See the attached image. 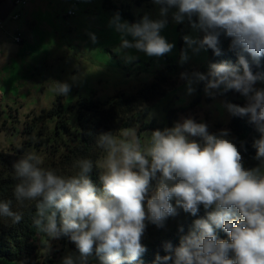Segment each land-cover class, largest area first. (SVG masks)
Masks as SVG:
<instances>
[{"label":"clouds","instance_id":"obj_1","mask_svg":"<svg viewBox=\"0 0 264 264\" xmlns=\"http://www.w3.org/2000/svg\"><path fill=\"white\" fill-rule=\"evenodd\" d=\"M153 2L160 6L159 19L145 15L129 23L114 14L109 23L120 34L116 50L129 61L136 59L127 51L131 49L149 57L170 53L174 44L161 31L171 9L175 23L187 20L194 31L203 33L202 38L183 36L182 63L189 59V49L193 53L211 49L221 55V35L231 38L236 64L212 63L207 74L185 72L181 78L190 93L194 84L204 82L207 95L235 90L246 98L244 106L230 102L223 106L231 116L248 117L260 134L252 145L259 166H244L229 130L210 133L206 123L186 118L152 131L147 139L135 129L102 132L96 137L102 155L96 161L77 159L73 174L44 167L39 154L28 152L13 165L19 181L14 197L20 203L35 202L33 223L39 232L51 238L67 236L75 244L79 256H66L62 264H88L94 248L100 264H134L147 251L142 244L146 220L163 227L178 208L196 216L201 206L208 210L206 216L194 220L179 246L166 243L167 254L157 255V261L264 264V88L256 87L264 76L252 71V64L264 57V0ZM53 82L52 91L67 97L70 84ZM93 169L99 173V186L91 179ZM0 217L16 224L23 214L13 211L10 200L0 201ZM217 230L228 238H219Z\"/></svg>","mask_w":264,"mask_h":264},{"label":"rangeland","instance_id":"obj_2","mask_svg":"<svg viewBox=\"0 0 264 264\" xmlns=\"http://www.w3.org/2000/svg\"><path fill=\"white\" fill-rule=\"evenodd\" d=\"M109 1L128 9L138 22L145 15L153 20L160 18V6L153 0H144L139 4L137 0ZM42 3L44 9L35 10L37 17L33 26L22 29L25 52L16 55L17 48H14L12 66L5 74L0 73V152L22 148L25 153L39 154L44 166H49L57 160L58 153L55 151L64 149V143L69 140L65 134H55V119L45 117V112L55 103L60 102L68 108L84 99L104 101L117 93L130 96L155 81L161 71L167 78L162 86L163 94L158 95L153 103L145 104V115L142 114L139 121L128 128L135 129L137 134L143 122L155 123L163 130L186 118L206 123L210 133L229 130L232 116L223 103L228 102L230 97L246 102L245 97L232 90L214 97L207 95L204 82L194 84L195 91H188L181 73L207 74L209 56L207 50L193 53L189 49V59L181 62V51L186 48L183 36L202 38L203 33L194 31L187 20L175 23L172 20L175 9L169 11L167 26L161 31V35L174 44L172 51L162 57H149L131 49L127 51L136 59L129 61L124 52L116 50L120 34L109 23L116 13L104 7V0H79L78 3L75 0H44ZM68 11L74 14L68 15ZM53 81L70 84L67 97H59L52 91ZM256 87L264 88V80L259 81ZM67 127L71 131L77 129L74 110L67 109ZM118 130L122 131L116 128L112 132ZM152 131L154 129L143 130L140 137L147 139ZM192 139L202 142L200 137ZM39 142L45 144L37 145ZM259 164L260 161L252 168ZM144 203L146 208V201ZM172 203L175 206V200ZM183 213L178 208L177 215L168 217L163 227H174ZM145 223L142 239L149 238V230L158 228L150 221ZM41 241L42 255L60 251L52 264H62L63 258L69 255L79 256L78 249L71 247L70 243H74L68 239L51 238L44 234ZM0 264L20 263L0 257ZM88 264H100L93 252Z\"/></svg>","mask_w":264,"mask_h":264},{"label":"trees","instance_id":"obj_3","mask_svg":"<svg viewBox=\"0 0 264 264\" xmlns=\"http://www.w3.org/2000/svg\"><path fill=\"white\" fill-rule=\"evenodd\" d=\"M142 1L144 0H137L136 3L139 4ZM104 7L119 13L120 17L133 23L138 22L128 9L115 5L112 1L104 0ZM220 41L221 55L217 56L211 49L207 50L209 64L221 62L236 64L238 62L237 53L230 50L229 47L231 38L221 35ZM182 44L183 40L180 38V45L182 46ZM252 71L254 74L264 76V57L260 58L259 64H252ZM166 79L165 72L161 71L155 81L130 96L117 93L112 98L104 101L84 99L68 108H65L60 102L55 103L52 108L45 112V117L55 119V134H65L69 137V140L64 143V149L60 152L55 149V152L58 153L57 160L44 167L56 169L64 174H73L75 172L73 165L77 159L90 158L96 161L102 154L96 146V137L102 132H112L116 128L124 130L136 124L142 114L145 115L144 105L153 103L158 95L163 94L162 86L166 83ZM228 102L240 106L246 104L244 100L235 101L231 97L228 98ZM67 109L76 111L77 129L75 131H71L67 127ZM228 128L230 138L234 139L237 146L240 147L244 166L252 168L258 162L255 159L256 150L252 145L260 134L255 126L249 123L248 117L232 116ZM146 129L162 130V127L157 126L155 123L143 122L140 125L138 135L140 136V133ZM241 143H243L242 147ZM44 144L45 142L37 143L40 146ZM25 154L22 148L14 149L13 152H0V201L10 200L13 211L23 214V219L16 224H13L9 218L0 217V257L18 261L20 264H52L59 256L60 251L51 255H42L41 237L44 233L39 232L33 223L36 215L35 202L24 201L20 203L14 197L13 190L19 181L15 177L13 165ZM90 176L99 186L98 171L93 169ZM152 184L155 186V179ZM206 211L208 210L201 206L196 216L184 212L174 227H158L149 230V238L142 239V244L145 245L147 251L134 264H172V261H157V255L163 257L167 254L164 250L166 243L170 242L173 247L179 246L180 239L190 231L194 220L205 217ZM217 235L221 239L228 238L223 230H217ZM61 237L71 242L69 237ZM70 246L76 248L72 243H70ZM93 254L100 261L95 248Z\"/></svg>","mask_w":264,"mask_h":264},{"label":"crops","instance_id":"obj_4","mask_svg":"<svg viewBox=\"0 0 264 264\" xmlns=\"http://www.w3.org/2000/svg\"><path fill=\"white\" fill-rule=\"evenodd\" d=\"M44 0H28L25 6H15L14 0H0V73L7 71L12 66L13 50L17 48V54L25 52L23 42L16 43L14 37L25 27L30 28L35 23V10L44 9ZM18 13L19 18L14 19V14Z\"/></svg>","mask_w":264,"mask_h":264},{"label":"built area","instance_id":"obj_5","mask_svg":"<svg viewBox=\"0 0 264 264\" xmlns=\"http://www.w3.org/2000/svg\"><path fill=\"white\" fill-rule=\"evenodd\" d=\"M27 1L28 0H14V5L18 6V7L25 6L27 4ZM75 1H76V3L79 2V0H75ZM73 14H74L73 11H68V15H73ZM13 18L14 19L19 18V14L18 13L14 14ZM14 41L16 43H21L22 42V33L21 32L18 31L16 33V35L14 37Z\"/></svg>","mask_w":264,"mask_h":264}]
</instances>
